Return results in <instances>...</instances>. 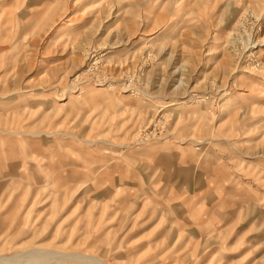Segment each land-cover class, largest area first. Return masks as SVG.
<instances>
[{"label": "rangeland", "instance_id": "obj_1", "mask_svg": "<svg viewBox=\"0 0 264 264\" xmlns=\"http://www.w3.org/2000/svg\"><path fill=\"white\" fill-rule=\"evenodd\" d=\"M32 252L264 264V0H0V259Z\"/></svg>", "mask_w": 264, "mask_h": 264}, {"label": "bare ground", "instance_id": "obj_2", "mask_svg": "<svg viewBox=\"0 0 264 264\" xmlns=\"http://www.w3.org/2000/svg\"><path fill=\"white\" fill-rule=\"evenodd\" d=\"M227 101H225L226 104H227ZM25 254L23 256H17V257H12V258H4L3 257L0 259V264H37V263L50 264L52 262H61V263H66V262L82 263V262H85L81 258L82 256H79V255L76 256L77 254L73 255V256H67V255L59 253V252L58 253L57 252L45 253V256L47 255L45 258H42L38 254H36L40 257L39 259L34 258L36 255H34L33 252L29 253V254L27 253L26 255ZM40 254L42 255V253H40ZM43 255H44V253H43ZM47 257H49V258L47 259ZM84 259H85V257H84ZM92 260H94V259H92ZM92 264H103V263H98L97 261H92Z\"/></svg>", "mask_w": 264, "mask_h": 264}]
</instances>
